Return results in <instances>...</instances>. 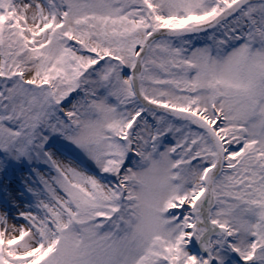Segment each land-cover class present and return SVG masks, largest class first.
<instances>
[{
	"label": "snow or ice",
	"instance_id": "snow-or-ice-1",
	"mask_svg": "<svg viewBox=\"0 0 264 264\" xmlns=\"http://www.w3.org/2000/svg\"><path fill=\"white\" fill-rule=\"evenodd\" d=\"M0 264H264V0H0Z\"/></svg>",
	"mask_w": 264,
	"mask_h": 264
}]
</instances>
